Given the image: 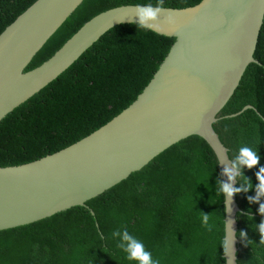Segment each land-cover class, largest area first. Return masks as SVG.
I'll return each instance as SVG.
<instances>
[{
	"label": "trees",
	"instance_id": "trees-1",
	"mask_svg": "<svg viewBox=\"0 0 264 264\" xmlns=\"http://www.w3.org/2000/svg\"><path fill=\"white\" fill-rule=\"evenodd\" d=\"M38 0H0V36ZM201 0H164L165 8H186ZM153 5L157 0H83L34 56L26 72L50 59L92 17L122 5ZM174 38L120 24L38 94L0 123V167L19 166L51 155L96 131L130 106L151 80ZM255 58L214 129L234 159L239 149L257 150L259 164L244 168L252 189L237 194L241 240L237 264H264V221L258 203H250L264 166V24ZM252 107L240 114L226 117ZM218 159L199 136L164 150L125 180L52 217L0 231V264H136L117 247V230L142 241L159 264H226L224 195ZM237 187L244 182L238 178ZM264 202V198L262 201ZM209 215V231L202 225ZM247 233V241L239 232Z\"/></svg>",
	"mask_w": 264,
	"mask_h": 264
},
{
	"label": "water",
	"instance_id": "water-1",
	"mask_svg": "<svg viewBox=\"0 0 264 264\" xmlns=\"http://www.w3.org/2000/svg\"><path fill=\"white\" fill-rule=\"evenodd\" d=\"M83 0H38L0 36V123L53 82L102 36L136 24L135 8L105 10L50 59L26 72ZM171 15L174 23H165ZM159 35L174 38L169 52L136 100L81 140L39 160L0 167V231L33 224L84 204L141 170L171 145L193 135L214 151L221 171L231 167L227 146L214 129L237 89L264 24V0H201L159 14ZM252 107L226 117L240 114ZM223 182L227 176L222 175ZM238 180L236 181L237 186ZM225 205L226 264H237L241 240L237 194ZM237 235V234H236Z\"/></svg>",
	"mask_w": 264,
	"mask_h": 264
},
{
	"label": "clouds",
	"instance_id": "clouds-1",
	"mask_svg": "<svg viewBox=\"0 0 264 264\" xmlns=\"http://www.w3.org/2000/svg\"><path fill=\"white\" fill-rule=\"evenodd\" d=\"M164 0H157L155 6L149 4L146 6H137L135 8L134 16L136 20L134 21L137 26L141 29L153 30L159 32L161 30V24L158 22V17L163 10ZM165 23H174V19L171 15L165 17ZM231 167H224L221 175L227 176V182H221L217 180V194H223L225 201L230 202L232 197L241 192H247L252 189V184L250 181L244 177L243 169H252L259 164L260 156L257 150L251 147L244 146L239 149L238 155L230 160ZM256 180L258 183L255 186V196L249 197L250 203H258V212L264 216V166L259 167V170L255 173ZM238 178H244V182L240 183L237 187L236 181ZM202 225L206 227L209 231L212 230V225L209 222V215L202 213ZM257 230L261 237H264V221L257 225ZM236 232H232L233 240L232 246L236 235ZM242 240L247 241V233L244 231L239 232L238 235ZM112 237L119 238L117 247L121 249L126 254V259L129 261H134L136 264H159L158 260H154L152 253L146 250L145 245L142 241L137 239L135 236L131 235L127 229L117 230L112 233ZM222 247L228 250V240L227 232L225 234Z\"/></svg>",
	"mask_w": 264,
	"mask_h": 264
}]
</instances>
